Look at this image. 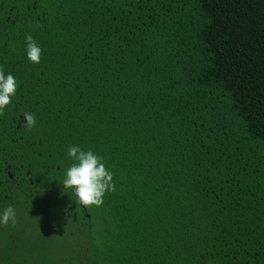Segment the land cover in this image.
Listing matches in <instances>:
<instances>
[{
  "label": "trees",
  "instance_id": "obj_1",
  "mask_svg": "<svg viewBox=\"0 0 264 264\" xmlns=\"http://www.w3.org/2000/svg\"><path fill=\"white\" fill-rule=\"evenodd\" d=\"M0 71V264H264V0H0Z\"/></svg>",
  "mask_w": 264,
  "mask_h": 264
},
{
  "label": "clouds",
  "instance_id": "obj_2",
  "mask_svg": "<svg viewBox=\"0 0 264 264\" xmlns=\"http://www.w3.org/2000/svg\"><path fill=\"white\" fill-rule=\"evenodd\" d=\"M26 58L33 64L40 62L41 48L33 40L31 35L25 36ZM17 82L11 73L0 71V114L10 104L11 98L16 96ZM21 127L32 128L36 120L34 114L23 112ZM67 156L74 163L66 170L62 181L63 188L70 189L76 196L81 206H96L103 204L106 192L114 191L113 174L107 170L102 157L91 150H82L78 146H70ZM15 224L16 215L14 208L9 205L0 212V226Z\"/></svg>",
  "mask_w": 264,
  "mask_h": 264
},
{
  "label": "rangeland",
  "instance_id": "obj_3",
  "mask_svg": "<svg viewBox=\"0 0 264 264\" xmlns=\"http://www.w3.org/2000/svg\"><path fill=\"white\" fill-rule=\"evenodd\" d=\"M58 249H59V247L54 248V249L49 248V250L43 249L41 253H43L45 250L46 254H53V253L60 254Z\"/></svg>",
  "mask_w": 264,
  "mask_h": 264
}]
</instances>
